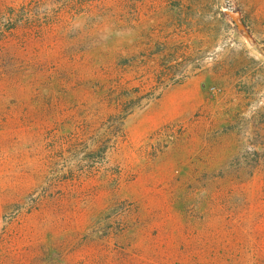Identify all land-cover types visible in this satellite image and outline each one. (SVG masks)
<instances>
[{"label": "rangeland", "instance_id": "1", "mask_svg": "<svg viewBox=\"0 0 264 264\" xmlns=\"http://www.w3.org/2000/svg\"><path fill=\"white\" fill-rule=\"evenodd\" d=\"M0 264H264V0H0Z\"/></svg>", "mask_w": 264, "mask_h": 264}]
</instances>
